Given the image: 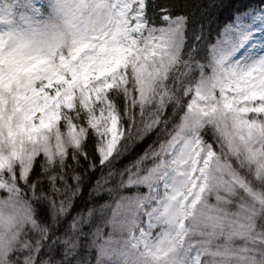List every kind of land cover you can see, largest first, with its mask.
Instances as JSON below:
<instances>
[{
  "label": "snow or ice",
  "instance_id": "6c2138e0",
  "mask_svg": "<svg viewBox=\"0 0 264 264\" xmlns=\"http://www.w3.org/2000/svg\"><path fill=\"white\" fill-rule=\"evenodd\" d=\"M0 264H264V0H0Z\"/></svg>",
  "mask_w": 264,
  "mask_h": 264
}]
</instances>
